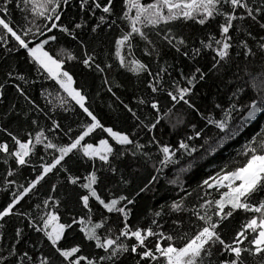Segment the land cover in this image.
Segmentation results:
<instances>
[{"label": "snow or ice", "instance_id": "obj_1", "mask_svg": "<svg viewBox=\"0 0 264 264\" xmlns=\"http://www.w3.org/2000/svg\"><path fill=\"white\" fill-rule=\"evenodd\" d=\"M0 197V264H264V0H0Z\"/></svg>", "mask_w": 264, "mask_h": 264}, {"label": "trees", "instance_id": "obj_2", "mask_svg": "<svg viewBox=\"0 0 264 264\" xmlns=\"http://www.w3.org/2000/svg\"><path fill=\"white\" fill-rule=\"evenodd\" d=\"M188 31L191 32V33H197V34H198L199 31H200V29H199L198 26L193 25L191 28L188 29ZM21 67H24V65H23L22 62H21ZM213 91H214V90H213ZM202 100H203V102L207 103V97H202ZM101 114H102V113H101ZM59 179L62 180L63 178L60 177ZM54 182H55V181H54ZM0 199H2V197H0ZM142 207H143V206H142Z\"/></svg>", "mask_w": 264, "mask_h": 264}]
</instances>
